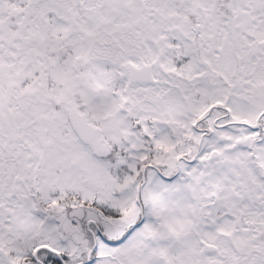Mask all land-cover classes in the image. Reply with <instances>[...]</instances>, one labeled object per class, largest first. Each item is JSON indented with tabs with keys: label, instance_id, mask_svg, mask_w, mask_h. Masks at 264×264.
Here are the masks:
<instances>
[{
	"label": "snow or ice",
	"instance_id": "1",
	"mask_svg": "<svg viewBox=\"0 0 264 264\" xmlns=\"http://www.w3.org/2000/svg\"><path fill=\"white\" fill-rule=\"evenodd\" d=\"M0 264H264V0H0Z\"/></svg>",
	"mask_w": 264,
	"mask_h": 264
}]
</instances>
